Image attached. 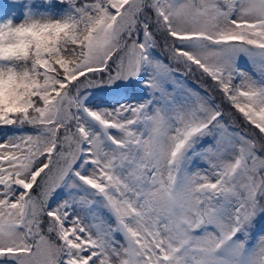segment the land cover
Here are the masks:
<instances>
[{
    "label": "snow or ice",
    "instance_id": "6c2138e0",
    "mask_svg": "<svg viewBox=\"0 0 264 264\" xmlns=\"http://www.w3.org/2000/svg\"><path fill=\"white\" fill-rule=\"evenodd\" d=\"M0 264H264V0L4 6Z\"/></svg>",
    "mask_w": 264,
    "mask_h": 264
},
{
    "label": "rangeland",
    "instance_id": "374dc122",
    "mask_svg": "<svg viewBox=\"0 0 264 264\" xmlns=\"http://www.w3.org/2000/svg\"><path fill=\"white\" fill-rule=\"evenodd\" d=\"M11 0H0V10L4 8V6L9 5Z\"/></svg>",
    "mask_w": 264,
    "mask_h": 264
}]
</instances>
